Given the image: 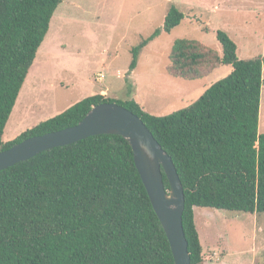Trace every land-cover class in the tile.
Returning <instances> with one entry per match:
<instances>
[{
    "label": "trees",
    "instance_id": "1",
    "mask_svg": "<svg viewBox=\"0 0 264 264\" xmlns=\"http://www.w3.org/2000/svg\"><path fill=\"white\" fill-rule=\"evenodd\" d=\"M62 0H0V151L27 137L77 124L94 105L116 102L139 116L171 157L184 189L182 222L191 264H204L194 207L264 213V132H258L262 56L237 57L223 30L221 55L178 38L168 73L204 78L202 66L230 65L189 106L167 115L146 112L133 98L85 97L55 116L3 140L28 71ZM184 13L171 4L162 28L132 48L139 51ZM164 185L169 189L163 173ZM0 264H175L167 236L121 135L99 134L42 151L0 170Z\"/></svg>",
    "mask_w": 264,
    "mask_h": 264
},
{
    "label": "rangeland",
    "instance_id": "2",
    "mask_svg": "<svg viewBox=\"0 0 264 264\" xmlns=\"http://www.w3.org/2000/svg\"><path fill=\"white\" fill-rule=\"evenodd\" d=\"M171 4L184 13V19L171 32L161 31L148 41L130 68L132 48L162 28ZM217 30L236 43L239 59H264V0H62L3 139L11 140L98 93L118 102L133 98L146 112L159 116L189 106L232 67L202 66L199 69L206 76L196 80L173 77L167 71L170 49L176 39L186 38L221 55ZM258 132H264V85ZM194 221L204 264H264V213L196 206Z\"/></svg>",
    "mask_w": 264,
    "mask_h": 264
},
{
    "label": "water",
    "instance_id": "3",
    "mask_svg": "<svg viewBox=\"0 0 264 264\" xmlns=\"http://www.w3.org/2000/svg\"><path fill=\"white\" fill-rule=\"evenodd\" d=\"M99 134L121 135L129 142L137 170L169 241L174 263L191 264L182 222L184 189L177 169L142 119L116 102L94 105L73 126L30 136L1 150L0 170L47 149ZM163 173L169 189L164 185Z\"/></svg>",
    "mask_w": 264,
    "mask_h": 264
},
{
    "label": "crops",
    "instance_id": "4",
    "mask_svg": "<svg viewBox=\"0 0 264 264\" xmlns=\"http://www.w3.org/2000/svg\"><path fill=\"white\" fill-rule=\"evenodd\" d=\"M132 97H133V96H132ZM134 100H135V99H134ZM135 101H136V100H135ZM17 135H19V134L17 133L16 136H17ZM16 136H15V137H16ZM15 137L13 136L12 139H14ZM12 139H11V140H12ZM3 140H4V139H3ZM4 141H9V140H4Z\"/></svg>",
    "mask_w": 264,
    "mask_h": 264
},
{
    "label": "built area",
    "instance_id": "5",
    "mask_svg": "<svg viewBox=\"0 0 264 264\" xmlns=\"http://www.w3.org/2000/svg\"><path fill=\"white\" fill-rule=\"evenodd\" d=\"M102 77V75H98V79H100Z\"/></svg>",
    "mask_w": 264,
    "mask_h": 264
}]
</instances>
